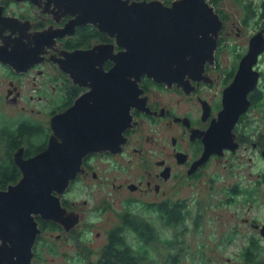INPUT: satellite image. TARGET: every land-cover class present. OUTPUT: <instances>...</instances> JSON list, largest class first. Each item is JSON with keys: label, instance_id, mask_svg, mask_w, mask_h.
Masks as SVG:
<instances>
[{"label": "flooded vegetation", "instance_id": "obj_1", "mask_svg": "<svg viewBox=\"0 0 264 264\" xmlns=\"http://www.w3.org/2000/svg\"><path fill=\"white\" fill-rule=\"evenodd\" d=\"M172 1L164 3L171 5ZM77 16L63 0H0V107H11L0 109L1 189L16 184L22 177L15 162L16 154L30 158L45 151L51 137L58 142L52 127L57 125L56 118L73 111L71 122L77 109L80 117L99 115L105 110L115 120L123 113V106L116 107L118 95L123 104L134 99L133 93L123 94L127 83L123 88L121 75L113 77L110 72L115 66L110 55L123 49L115 38L94 24L75 23ZM253 18H256L254 31L244 46L226 42L232 36L243 37L251 20L246 15L240 21L222 19L214 60L207 62L202 72L187 74L182 81L171 84L147 75L140 78L136 92L140 107H131L130 125L122 133L121 141L90 151L83 159L82 171L70 180L60 196L65 223L34 215L39 233L33 246L32 264L44 259L41 246L56 252L52 250L56 246L54 236L53 239L59 240L63 234L77 231L82 205L70 199L72 194L87 191L90 201L94 191L101 194L108 190L107 195L119 197V203L128 202L131 206L139 200L152 208L173 201V193L206 175L212 163L227 162L242 149H248L251 139H256L251 146L264 161V52L252 68L257 73L255 87L247 91L243 83L250 80L244 77L243 83H236L251 39L260 32L264 36V24L257 21L263 22L264 16L259 17L256 12ZM44 31L48 37L42 35ZM112 44L111 54L98 52L89 63L85 57H69L78 51ZM225 47L229 48L227 57ZM91 65L93 72L85 73ZM131 79L128 89L135 86L134 77ZM113 99L115 102H111ZM80 101L83 111L77 108ZM110 104L114 105L108 114L106 107ZM226 107L228 112L224 114ZM232 123V143L238 145L235 150L229 147L228 128ZM215 124L220 132H212ZM106 132L111 140L118 139L116 128L110 127ZM210 141L216 150L207 155ZM11 159L20 173L14 182L7 181V176L1 173L9 169L6 163ZM89 201L83 200V206H88ZM105 203L104 211L111 209L112 204ZM74 218L78 222L71 227Z\"/></svg>", "mask_w": 264, "mask_h": 264}, {"label": "water", "instance_id": "obj_2", "mask_svg": "<svg viewBox=\"0 0 264 264\" xmlns=\"http://www.w3.org/2000/svg\"><path fill=\"white\" fill-rule=\"evenodd\" d=\"M63 1L69 5L72 13L78 14L75 23H92L116 39L123 50L110 55L115 61L110 72L113 77L121 75L123 88L134 77V89H128L127 85L123 89V94L133 93L134 99L123 104L118 95L116 102L115 99L111 101L116 103V107L123 106L122 116L115 120H111L112 117L106 115L105 110L101 112L102 115L80 117L75 109L71 122L73 111L64 113L55 119L57 125H52L59 137L58 142L56 137H51L48 148L30 158L15 155L22 177L6 189L0 188V264H32L33 246L39 233L34 215L41 214L45 219L65 223L60 196L70 180L82 171L83 159L90 151L117 145L121 141L122 133L130 125L131 107H140V101L136 99L140 78L147 75L156 81L171 84L182 81L187 74L192 76L202 72L205 64L214 60L224 23L208 0H173L171 5L161 0ZM45 34L49 36L47 31L42 35ZM113 47L114 44L102 45L92 50L78 51L69 57H85L89 63L98 52L111 54ZM263 52L264 36L260 32L251 39L237 76L239 80L236 83H243V77L250 80L243 83L247 91L256 85L257 73L252 68ZM87 72H93L92 65ZM113 105L106 107L108 114ZM77 108L83 111L82 101ZM227 112L226 107L224 114ZM233 123L228 128V134L229 147L235 150L238 145L232 143ZM217 126L215 124L212 129L213 133L220 132ZM110 127L116 128L118 139H110L106 132ZM231 143L233 145L230 146ZM215 150V144L208 142L207 155ZM77 222L78 219H75L70 226ZM261 234L264 236V226Z\"/></svg>", "mask_w": 264, "mask_h": 264}, {"label": "rangeland", "instance_id": "obj_3", "mask_svg": "<svg viewBox=\"0 0 264 264\" xmlns=\"http://www.w3.org/2000/svg\"><path fill=\"white\" fill-rule=\"evenodd\" d=\"M168 1L171 2V0ZM208 1L212 4L210 0ZM250 1H253V5L256 6L260 0H220L215 8L218 9L217 12L220 16L223 12L226 19L240 21L247 13L246 4ZM257 21L261 22V25L264 24L262 20ZM254 22H256V18H252L251 25L245 27L243 37L232 36L233 38H229L226 44L230 42L234 46L246 45L249 35L254 31ZM224 51L228 52L229 48L225 47ZM228 55L229 52L224 54L225 57ZM262 60V69L264 70V56ZM10 108L9 106L0 107L1 110ZM262 123L264 128V117ZM253 140L256 139H251L247 143L248 149H242L227 162L212 163L208 167L206 175L193 181L191 185L188 184L179 193L172 194L173 201H184L194 210L199 208L200 203L202 204L201 225L197 224L200 216L195 210L184 220L177 232L183 231L186 245L191 246L189 248L191 252L204 246V257L208 264H245L237 254L239 247L243 246L246 241V237L243 235L248 236V234L255 233L264 239L261 234L264 226V161L252 148ZM125 178L126 175L123 176V179ZM236 184L239 185L238 188L249 187L250 190L253 188L255 193L254 196L246 199L244 194L235 195L237 200L229 205L228 201L232 196L229 195L228 189ZM107 194L108 190H104L101 194L98 190L94 191L90 201L87 191L72 194L70 199L77 200L82 205V219L77 231L72 234H63L62 239L59 240L53 239L54 236L52 240L56 242V252L41 246L40 252L44 259L36 261L35 264H87L88 259L99 257L101 248L108 240L107 232L120 223V215L131 211L141 213L145 219L157 216L155 209L146 207L142 201L138 200L129 206L128 202L119 203L117 200L119 197H111ZM136 198L146 200L144 197ZM83 200H88L90 204L83 206ZM105 201L112 204L111 209L107 211H104L107 209ZM97 209L99 210L95 215H90ZM159 226H161L160 223ZM79 231L81 232L79 233ZM97 232H99V236H97ZM236 233L240 234V237L229 243L225 235L235 236ZM132 239H135L134 234L129 233L128 241ZM74 259L78 261L73 263ZM181 264H192V254L187 252L186 258Z\"/></svg>", "mask_w": 264, "mask_h": 264}, {"label": "trees", "instance_id": "obj_4", "mask_svg": "<svg viewBox=\"0 0 264 264\" xmlns=\"http://www.w3.org/2000/svg\"><path fill=\"white\" fill-rule=\"evenodd\" d=\"M214 7H217L220 0H210ZM256 7V11H254ZM216 9V8H215ZM246 18L252 20L254 13L259 17L264 16V0H260L256 6L253 1L246 4ZM259 10L261 13H259ZM218 11V9H216ZM222 12V11H220ZM226 20V15L221 16ZM7 161L9 169L1 171L3 176H7V181H15L20 177L17 168ZM15 170L17 175L15 176ZM6 178V177H5ZM238 184L229 188L228 204L231 205L237 200L235 195L244 194L245 199L254 196V189L238 188ZM246 187V186H245ZM3 189L7 188L2 186ZM157 212V216H150L145 219L141 213L127 211L120 215V223L111 228L108 234L107 243L101 248V253L97 259H88L87 264H181L186 258L187 252L192 254V264H208L206 261L204 246L198 247L196 251L189 250L191 246L186 245L183 231L177 232L195 210L199 213L197 224L201 225L203 209L200 203L199 208H191L184 201L177 200L164 202L157 206H152ZM200 222V223H199ZM159 223L161 226H159ZM129 233L134 234V238L128 241ZM229 243L234 242L240 234L232 236L225 235ZM246 241L238 249V258L245 264H264V239L255 233L243 235ZM52 250L56 251L55 245ZM85 259V258H82Z\"/></svg>", "mask_w": 264, "mask_h": 264}]
</instances>
